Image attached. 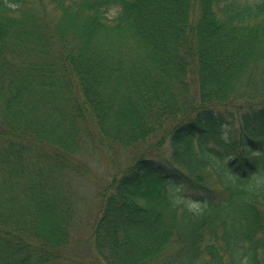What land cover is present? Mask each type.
<instances>
[{"label":"trees","instance_id":"trees-1","mask_svg":"<svg viewBox=\"0 0 264 264\" xmlns=\"http://www.w3.org/2000/svg\"><path fill=\"white\" fill-rule=\"evenodd\" d=\"M49 3L0 0V264L65 263L94 153L104 264H264V0Z\"/></svg>","mask_w":264,"mask_h":264},{"label":"rangeland","instance_id":"rangeland-1","mask_svg":"<svg viewBox=\"0 0 264 264\" xmlns=\"http://www.w3.org/2000/svg\"><path fill=\"white\" fill-rule=\"evenodd\" d=\"M38 2L39 0H34ZM240 4H246L252 0H235ZM45 6L51 7L49 0H41ZM113 14V11L111 12ZM86 161L90 165V173L83 178H75V193L77 197V221L72 232V245L69 258L64 264H104L98 256L93 243L90 240L92 223L99 211V191L114 171L110 161H106L99 153L87 155ZM126 162V152L121 155Z\"/></svg>","mask_w":264,"mask_h":264}]
</instances>
